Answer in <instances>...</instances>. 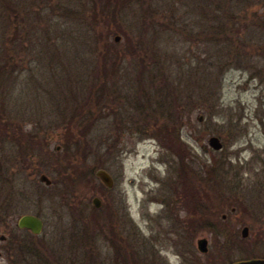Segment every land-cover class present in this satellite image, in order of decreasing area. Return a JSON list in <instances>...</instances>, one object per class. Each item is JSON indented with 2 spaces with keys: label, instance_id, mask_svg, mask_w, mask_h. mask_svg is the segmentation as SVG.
I'll list each match as a JSON object with an SVG mask.
<instances>
[{
  "label": "rangeland",
  "instance_id": "rangeland-1",
  "mask_svg": "<svg viewBox=\"0 0 264 264\" xmlns=\"http://www.w3.org/2000/svg\"><path fill=\"white\" fill-rule=\"evenodd\" d=\"M24 245L54 264L264 258V0H0V264Z\"/></svg>",
  "mask_w": 264,
  "mask_h": 264
},
{
  "label": "water",
  "instance_id": "water-1",
  "mask_svg": "<svg viewBox=\"0 0 264 264\" xmlns=\"http://www.w3.org/2000/svg\"><path fill=\"white\" fill-rule=\"evenodd\" d=\"M119 40H120V38L116 37V42H118ZM199 120L202 121L203 117L200 116ZM209 143H210V146H212L215 150H220L223 148V144H222L220 138L217 136H212L209 139ZM96 176L101 180V182L108 189H113V187L115 185V181H114V178L111 176V174L108 171H106L104 169L97 170ZM40 180L48 186L51 185V183H52V181L46 175H42L40 177ZM93 204L95 205V207L99 208L101 206L102 202H101L100 198L97 197V198L93 199ZM17 226L21 229H28L32 233L38 235V234H41L43 231L44 222H43L42 218L38 217L37 215L26 214V215H23L22 217H20V219L18 220ZM248 232H249L248 227H245L243 229V232H242L243 236L247 237ZM198 246H199V250L201 252H203V253L208 252V240L206 238L200 239L198 241ZM236 264H264V260L254 259V260L238 262Z\"/></svg>",
  "mask_w": 264,
  "mask_h": 264
},
{
  "label": "trees",
  "instance_id": "trees-1",
  "mask_svg": "<svg viewBox=\"0 0 264 264\" xmlns=\"http://www.w3.org/2000/svg\"><path fill=\"white\" fill-rule=\"evenodd\" d=\"M240 24L244 25L245 23L241 22ZM99 61L103 62V59H101ZM99 64H100V67H98V69L96 68L94 71H96L98 73L102 72L103 76H105V77H109L110 76V77L113 78L115 75H112V74L117 73V71L119 70V69H117V70L115 69L117 67V61H114L111 64V66H108L106 61L103 62V64H101V62ZM96 75H98V74H96ZM116 76L118 77V75H116ZM100 79L102 80L101 82L104 83V80L101 77H100ZM100 86L104 87V85H100ZM102 87H100V88L103 89ZM33 248H35V247L25 246V245L23 246V248H22L23 251L22 252H23L24 256L21 259L24 260V257L27 255V257H26V261L27 262H25V264H54L53 262H56L55 258L54 259L53 258H47L48 257L47 255L49 253L46 254V251H45L46 249L42 250V247H37L35 249H33ZM36 250H40V251H36ZM29 256L31 257L30 259H29ZM48 259H49V261H48Z\"/></svg>",
  "mask_w": 264,
  "mask_h": 264
},
{
  "label": "flooded vegetation",
  "instance_id": "flooded-vegetation-1",
  "mask_svg": "<svg viewBox=\"0 0 264 264\" xmlns=\"http://www.w3.org/2000/svg\"><path fill=\"white\" fill-rule=\"evenodd\" d=\"M239 23V22H238Z\"/></svg>",
  "mask_w": 264,
  "mask_h": 264
}]
</instances>
